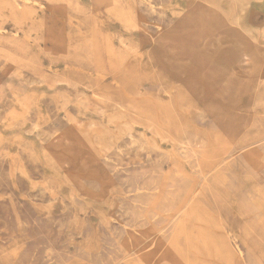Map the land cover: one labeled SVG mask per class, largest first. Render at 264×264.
Listing matches in <instances>:
<instances>
[{"label":"rangeland","instance_id":"374dc122","mask_svg":"<svg viewBox=\"0 0 264 264\" xmlns=\"http://www.w3.org/2000/svg\"><path fill=\"white\" fill-rule=\"evenodd\" d=\"M0 264H264V0H0Z\"/></svg>","mask_w":264,"mask_h":264},{"label":"bare ground","instance_id":"6f19581e","mask_svg":"<svg viewBox=\"0 0 264 264\" xmlns=\"http://www.w3.org/2000/svg\"><path fill=\"white\" fill-rule=\"evenodd\" d=\"M121 42H122V40H121Z\"/></svg>","mask_w":264,"mask_h":264}]
</instances>
